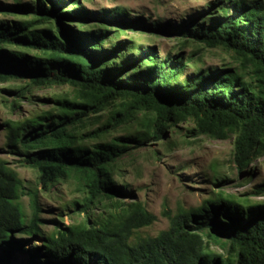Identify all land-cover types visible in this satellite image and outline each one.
<instances>
[{"label":"trees","instance_id":"trees-1","mask_svg":"<svg viewBox=\"0 0 264 264\" xmlns=\"http://www.w3.org/2000/svg\"><path fill=\"white\" fill-rule=\"evenodd\" d=\"M82 1L15 0L0 7L16 17L0 21V83L28 82L15 92L20 98L30 88L73 89L71 97L41 99L52 110L0 124L6 147L38 172L47 191L74 180L83 193L74 212L86 216L69 226L56 223L46 234L38 191L28 193V217L22 180L0 157V264H17L20 256L24 264H264L262 204L220 192L173 216L165 211L169 227L143 237L140 231L157 216L141 201L120 200L127 188L114 179L131 153L130 142H163L184 123L194 125L187 130L192 138L234 137L238 167L251 173L264 157V0H213L208 14L174 29L127 20L123 10L104 11L97 26L77 23L92 19ZM127 30L221 48L240 67L196 68L180 79L191 67L182 54L162 60L149 51L124 58V52L140 50L133 42H112L111 33L120 37ZM102 118L100 129L84 132ZM127 127L137 129L129 138L104 140ZM254 195L264 196V184ZM37 240L43 245L30 248Z\"/></svg>","mask_w":264,"mask_h":264},{"label":"rangeland","instance_id":"rangeland-1","mask_svg":"<svg viewBox=\"0 0 264 264\" xmlns=\"http://www.w3.org/2000/svg\"><path fill=\"white\" fill-rule=\"evenodd\" d=\"M19 1L23 4L33 2V0ZM211 1L213 0H83L82 7L92 13V19L77 23L97 26L104 18V11L114 13L123 10L127 20H141L158 26L168 25L174 29L208 14ZM14 2L15 0H0V7L11 6ZM113 17L121 19L117 14ZM218 17L221 19L220 15ZM15 19L16 17L11 13L0 10V21ZM111 34L112 42H133L135 48L140 50L132 53L124 52V58L139 59L149 51H154L162 60L173 59L174 56L182 54L184 61H189L191 67L189 66L180 79L191 77L196 68L206 70L240 67V63L232 53L221 48H209L196 42L182 45V41L174 34L160 32L149 35L133 33L129 30L120 37H116L114 32ZM103 48L109 49L110 45H103ZM27 87L28 82L23 81L0 83V124L6 120H25L46 110H52L54 105L43 103L41 101L43 98L73 95V89L69 86H52L30 88L26 97H18L15 92ZM15 104H18L19 108ZM102 123L103 118L92 121L84 132L98 130L102 127ZM193 127L192 123L180 124L167 134L165 141L159 143L152 141L143 147L130 142L128 146L131 148V153L118 164V170L114 174L115 182L118 186H126L128 193L120 195L119 199L125 203L133 200L141 201L157 216V221L151 227L140 231L143 237H156L169 227V219L165 216V211L173 216L179 208L198 207L204 200L220 192L233 194L240 199L248 198L251 202L264 206V196L254 195L257 188L264 184V157L255 162L251 173H244L237 164L234 137L224 141L209 137L192 138L187 130ZM136 130L128 127L120 128L104 140L129 138ZM5 142L4 132L0 131V157L9 163L22 180V204L28 217L31 213L28 193L31 190L38 191L39 202L43 209L41 213L44 221L43 229L46 234L54 231L56 223L69 226L86 218L85 215H76L74 212V203L81 201L83 197L74 180L61 182L47 191L39 184L38 172L23 165L20 157L10 154ZM42 245L43 242L37 240L34 245L30 244V248ZM209 248L221 252L214 244L209 245ZM24 263V258L20 256L17 264Z\"/></svg>","mask_w":264,"mask_h":264}]
</instances>
